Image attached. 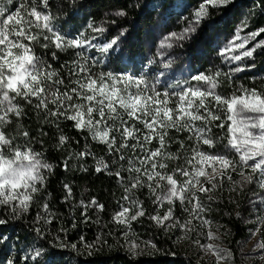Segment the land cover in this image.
Returning a JSON list of instances; mask_svg holds the SVG:
<instances>
[{"label":"snow or ice","instance_id":"snow-or-ice-1","mask_svg":"<svg viewBox=\"0 0 264 264\" xmlns=\"http://www.w3.org/2000/svg\"><path fill=\"white\" fill-rule=\"evenodd\" d=\"M12 2L13 0H8L9 4ZM230 2L231 0H207L195 12L193 23L199 24L208 18L209 6H226ZM39 7L47 9L49 0H30V4H20L6 18L7 10L0 8V207L9 210L12 215L27 212L34 199L33 194L41 191L37 182L44 185L43 173L53 170L51 163L41 159L42 153L16 143L21 138L27 139L28 131L13 130V133L8 134L4 130L11 123V116L19 120L24 114L23 108L17 103L19 98L28 105H33L35 101L34 109L44 114L45 124L55 123L59 129L61 119L72 121L75 130L88 132L93 141L106 146L111 156H118L113 163L124 168L128 175L125 178L119 170L115 172L123 186L122 200L127 202L126 205L121 204L120 210L112 217L117 225L131 229L132 222L146 215L143 202L137 198L136 193V190L146 188L154 197V204L167 202L169 205L162 216L159 213L151 215V221L165 228L182 229L187 235L196 231L192 222L198 220V227L208 229L207 239H217L216 234L211 231V221L206 218L210 209L201 201L199 194L211 193L222 185L224 178L232 181L231 173L237 171V168L241 180L232 181L233 184L239 183L243 187L245 184L255 183L264 192V91L241 87L224 97L216 91V77L221 75L216 72L214 75H194L191 80L195 84L182 87L180 91L161 93L150 87L144 76L111 72L93 75L83 53L76 54L83 59V63L80 60L73 61L74 69L68 73L69 77L75 75L78 78L70 79L66 85L65 78L58 71L34 54L33 43H39L42 36L46 42L42 47L54 46L58 50H68L92 46L91 42L86 38L64 37L52 26L51 15L46 11H39ZM117 15L125 13L119 12ZM88 28L94 32L104 31L92 24ZM33 29L37 30L35 34ZM194 31V27H189L180 34L173 32L164 38L161 46L171 47L168 41L189 38V34ZM260 31L264 32V29ZM125 34L126 32H121L120 36L103 45L101 52L109 53L114 50L120 37ZM250 35L254 39L258 33ZM236 39L240 38L237 36ZM248 43V39H244L242 43L233 41L224 51L234 53L238 49H245ZM261 47H264V41L255 44L252 49L226 58L241 61L252 57L255 50ZM128 55L133 58L135 54L130 52ZM77 68L78 71H75ZM243 70L237 67L232 71ZM227 75L226 73L225 76ZM61 87L65 90L61 91ZM173 98L175 107H169ZM216 121L220 123L215 124ZM226 122V142L238 154V159L209 154L201 149V145L215 147L216 141L211 135L213 126L223 129ZM137 124L142 125V128ZM170 130L187 132V141L196 142L191 147H186L184 141H178L188 153L185 160L187 166H176L171 173L167 171L166 161L178 157L165 150L166 141L172 139L169 137ZM41 135L44 133L41 132ZM67 140L63 134L58 137L60 144ZM154 140L158 141V147L152 149L149 146ZM125 149H130L135 155H124ZM138 152L143 155L137 154ZM79 155L91 154L81 152ZM121 161H125L126 166L120 164ZM96 163L98 166L95 167V172L107 170L108 165L103 159ZM64 167L67 168V165ZM245 169L250 171L246 172ZM177 173L184 179L178 181L175 178ZM63 188L66 189L65 199H68L72 195V189L68 184L63 185ZM207 199L210 201L213 197L207 195ZM177 201L183 212L188 213V219L183 223L177 221L167 224L173 218L172 205ZM261 203H264V195L261 196ZM89 204L100 210L104 208L95 198ZM43 207L47 210V203ZM5 222L0 220V224ZM124 236L132 241L128 231L124 232ZM196 243L215 257V264H234L235 255L230 250L213 243L202 244L199 240ZM132 246L138 247L134 242ZM255 248L264 252V239L258 241ZM260 260L264 261V255L260 256Z\"/></svg>","mask_w":264,"mask_h":264},{"label":"trees","instance_id":"trees-1","mask_svg":"<svg viewBox=\"0 0 264 264\" xmlns=\"http://www.w3.org/2000/svg\"><path fill=\"white\" fill-rule=\"evenodd\" d=\"M205 1L49 0L47 9L39 7L38 10L51 15L54 29L66 38H86L92 46L68 50H58L54 46L44 48L41 45L46 42L41 36L39 43H33V51L65 78L66 85L70 79L78 78L75 75L68 76L74 69L73 61L80 60L83 63L77 53H83L93 75L109 71L123 73L131 68L125 63H131L133 71H137L140 65L147 62L156 33L169 28L175 17L181 16L176 9H181L184 14L187 8H198ZM23 3L30 4V0H23ZM119 12L125 15H117ZM207 14L208 18L201 21L199 31L185 44L184 60L188 67L195 73L206 75L220 72L221 75L216 77V91L224 97L241 87L264 91V47L256 49L252 57L241 61L228 59V52H220L221 48L223 51L228 48L237 36L249 40L247 49H252L254 43L264 41V32L260 31L264 29V0H234L226 6L208 7ZM89 24L103 28L104 31L94 32L88 28ZM121 32L126 34L120 37L116 48L109 53L101 52L103 45L120 36ZM251 33L258 35L253 39ZM130 52L135 54L133 58H129ZM237 67L244 70L232 71ZM72 86L75 85H69ZM60 90L65 89L61 87ZM17 103L23 108L24 114L19 120L11 116V123L4 130L8 134L13 133V130L28 131L29 137L21 138L16 143L42 153L41 159L51 163L53 170L43 173L44 185L37 182L41 191L33 194L34 199L27 212L12 215L9 210L0 207V220L6 221L0 224V264H195L192 259L179 254L170 241L151 235L153 229L147 217L152 212H166L169 205L165 202L154 204V197L146 188L136 190L147 216L139 219L142 222L140 227L145 230L143 236L154 238L160 251L139 257L126 252L119 242L117 224L112 219L115 212L120 210L119 206L127 204L122 200L124 193L121 181L115 176L117 170L125 178L128 175L124 168L113 163L118 156H111L106 146L93 141L88 132L75 130L72 121L61 119L59 129L55 123L45 124L44 114L34 109L35 101L33 105H28L18 98ZM227 123L223 129L213 126L211 135L216 141L215 147L201 145L203 151L211 153L224 149L227 145ZM137 126L142 128V125ZM61 134L68 138L64 144L58 142ZM188 135L187 132L169 131L172 139L166 141L165 150L178 157L166 161L169 173L176 166H187L185 160L188 153L178 141H184L186 147H191L196 142L187 141ZM149 147L155 149L158 141L154 140ZM81 152L91 155L80 156ZM123 154L135 155L130 149H125ZM137 154L143 155L139 152ZM99 159H103L108 168L97 173L95 167ZM120 164L126 166L125 161ZM175 178L178 181L184 179L179 173ZM65 184L72 189L68 199H65ZM93 198L104 205L103 210L89 204ZM45 203L48 205L47 210L43 207ZM172 207L174 212H183L178 203ZM220 212L232 211L225 209ZM222 220L229 228L230 243L233 246L247 236L246 228L234 216H224ZM73 245L82 251H74L71 248Z\"/></svg>","mask_w":264,"mask_h":264},{"label":"rangeland","instance_id":"rangeland-1","mask_svg":"<svg viewBox=\"0 0 264 264\" xmlns=\"http://www.w3.org/2000/svg\"><path fill=\"white\" fill-rule=\"evenodd\" d=\"M233 1L234 0H231L230 3ZM206 2L207 1L203 3ZM20 4H23V0H13L11 4L8 3V0L1 1L0 8L7 10L5 18L7 15L15 12ZM199 8L200 6L198 8H187V12L184 14L181 13V9H176V12L181 14V16H176L174 23L169 28L156 33L154 43L152 44V52L149 54L147 62L140 65L137 71H133L131 63H125L128 67L131 66V68L126 69L125 72H109L113 74L144 76L148 85L161 93L165 91L169 93L180 91L182 87L195 84L196 82L192 81L191 77L200 73H195L188 67L184 60V50H186L185 44L189 43L191 38L196 35L202 23H193L195 19L194 14ZM21 14L23 15V11ZM189 27L195 28V31L189 34V38L183 40H170L168 43L172 45L171 47L161 46V42L164 41L165 37L173 32L180 34ZM34 32L35 29H33V33ZM239 38V41H236V38H234L233 41H235V43H242L244 38ZM24 42L28 43V41ZM257 43H254V46ZM248 46L249 43L246 45L245 49H238L236 52H228V54L229 56L240 54V52L248 50ZM220 52L224 53L225 51L221 48ZM185 82H187V84ZM174 101L175 98H173V102L169 104V107H175ZM209 154L226 155L231 159H238V154L234 153L228 145H225L224 149L221 151L217 150ZM208 171H210V169H208ZM245 171L247 172L250 170L245 169ZM231 175L232 181L239 182L241 180L239 168H237V171L232 172ZM232 181L224 178L222 185L214 189L211 193L199 194L201 201L210 209L206 214V218L211 221V231L216 234L217 239L209 241L206 237L208 229H201L198 227V220L192 222L193 226L196 227V231L189 232L185 235L184 230L178 228H165L163 225H158L154 221H151L149 219L150 216L147 217L145 215L149 219L151 228L153 229L151 235L170 241L171 246L179 254L192 259L195 264H215V257L210 253H206L200 245L196 243L197 240L202 244L213 243L221 248L230 250L235 255L234 264H264V261L260 260V256L264 255V252L255 248L257 242L264 239V203H261V196L264 195V192H262L255 183L251 185L245 184L241 187L239 183L233 184ZM207 195H211L213 199L209 201ZM176 203L180 206L178 201ZM225 209H230L232 212H220ZM156 213L162 216L165 212H152L151 215ZM229 215L237 218L247 231V236L238 241L234 246L230 243L229 228L222 220V217ZM139 219L136 222H132L131 229H127L123 225H117V234L119 235V242L123 249L133 257L151 255L159 252L160 250L157 249L154 238H151L150 235L149 237L143 236L145 230L143 227H140L142 222H139ZM186 219H188V213L174 212L172 220L166 223L171 224L177 221L183 223ZM257 229H259V231H257ZM125 231L129 232L132 241L125 239ZM133 242L137 244L138 247H133ZM148 242H150L151 245H155V247L152 248ZM71 248L76 252L82 251V249L74 245L71 246Z\"/></svg>","mask_w":264,"mask_h":264}]
</instances>
